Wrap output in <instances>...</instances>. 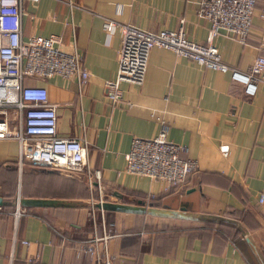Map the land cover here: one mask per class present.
I'll list each match as a JSON object with an SVG mask.
<instances>
[{
    "label": "crops",
    "instance_id": "0c3cea01",
    "mask_svg": "<svg viewBox=\"0 0 264 264\" xmlns=\"http://www.w3.org/2000/svg\"><path fill=\"white\" fill-rule=\"evenodd\" d=\"M196 1H22V37L58 35L64 51L73 41L89 74L80 92L73 80L57 75L32 80L45 87L54 123L47 109H24L22 132L84 137L86 165L99 171L106 202L131 210H105L115 234L107 244L110 264H264V83L245 97L228 73L153 47L140 85L120 83L118 103L103 92L120 42L117 29L105 34L103 19L148 31L173 30L182 20L185 37L203 43L208 23L196 16ZM263 9L264 0H257L244 44L225 32L213 39L227 66L246 71L264 55ZM152 113L166 121L167 138L196 161L187 179L168 191L123 172L130 138L157 131ZM219 145L227 146L226 155ZM17 153L15 139H0V198L10 203L0 208V264H93L80 244L90 235L86 182L76 179L83 174L8 164L17 162ZM16 197L21 214L14 220ZM145 206L150 213L140 212Z\"/></svg>",
    "mask_w": 264,
    "mask_h": 264
},
{
    "label": "built area",
    "instance_id": "2783aa9c",
    "mask_svg": "<svg viewBox=\"0 0 264 264\" xmlns=\"http://www.w3.org/2000/svg\"><path fill=\"white\" fill-rule=\"evenodd\" d=\"M22 1L0 0V139L13 138L17 142L18 168L22 160L31 166L53 170L71 176L82 173L88 191L87 219L90 235L80 241L82 252L93 264H110L107 252L108 240L115 234L113 223L106 219L101 204L105 202L99 171L86 165L87 142L83 136L44 138L27 137L21 129L22 111L36 113L42 109L49 112L48 121L54 123L53 107L47 103L44 86L31 83L57 75L75 82L80 92L89 74L83 66L81 54L72 41L70 51L60 48V37L21 34ZM256 0H197L196 16L208 23L203 43L187 39L182 30V20L176 29L159 31L142 30L131 24L103 19L106 35L117 29L120 35L116 50L114 76L102 83L103 92L110 103L121 101L120 83L140 85L144 78L148 52L153 47L171 51L204 69L228 73L229 79L242 86L245 97H251L258 83H264V55L254 57L246 71L227 66L220 59L213 39L221 32L231 33L241 44L246 42ZM264 20V9L260 13ZM13 109L14 114L10 111ZM157 131L152 137L132 136L128 150L123 154V172L146 177L163 185V190L182 184L196 169V161L186 155V147L167 138V123L152 113ZM218 151L226 155L227 146L219 145ZM258 203L263 195L257 197ZM99 205V208L95 207ZM146 209V210H145ZM148 206L144 210L147 211ZM12 217L20 213L18 198L13 202ZM22 244L27 245L25 240ZM37 255L31 260H36Z\"/></svg>",
    "mask_w": 264,
    "mask_h": 264
},
{
    "label": "trees",
    "instance_id": "16d2710c",
    "mask_svg": "<svg viewBox=\"0 0 264 264\" xmlns=\"http://www.w3.org/2000/svg\"><path fill=\"white\" fill-rule=\"evenodd\" d=\"M257 1V0H256ZM256 1H255V3H256ZM16 161H13V162H8V164H10V165H16ZM21 165L23 166V165H25V166H27V167H29L30 169H34V170H47V169H42V168H39V167H34V166H31L29 163H28V161H26V160H22V162H21ZM192 173V172H191ZM190 173V174H191ZM188 177V176H187ZM76 179H78L79 181H80V183L81 184H84L85 185V179H84V177H76ZM187 179V178H186ZM85 187H86V185H85ZM175 186H170V187H168L167 189L168 190H170V189H172V188H174ZM166 189V190H167ZM167 190V191H168ZM166 191V192H167ZM162 193H165V192H162ZM9 197H2V204L0 205V208L1 209H3V210H7V207L10 205V203H9V199H8ZM86 207H87V205H86ZM147 213H149V212H147ZM220 225V224H219ZM86 255V254H85Z\"/></svg>",
    "mask_w": 264,
    "mask_h": 264
},
{
    "label": "water",
    "instance_id": "95a60500",
    "mask_svg": "<svg viewBox=\"0 0 264 264\" xmlns=\"http://www.w3.org/2000/svg\"><path fill=\"white\" fill-rule=\"evenodd\" d=\"M2 204V200L0 198V205ZM95 207L99 208V205H95ZM101 208L103 210H121V211H131L128 207L120 206V205H114L111 203H107L106 201L101 204ZM151 209H147V211L150 213ZM140 212H145L144 209H142Z\"/></svg>",
    "mask_w": 264,
    "mask_h": 264
}]
</instances>
